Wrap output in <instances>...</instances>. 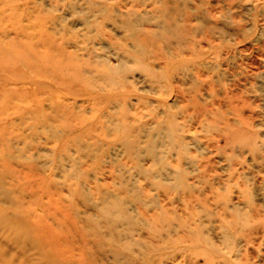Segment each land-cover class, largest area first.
Returning <instances> with one entry per match:
<instances>
[{
  "label": "rangeland",
  "instance_id": "rangeland-1",
  "mask_svg": "<svg viewBox=\"0 0 264 264\" xmlns=\"http://www.w3.org/2000/svg\"><path fill=\"white\" fill-rule=\"evenodd\" d=\"M0 264H264V0H0Z\"/></svg>",
  "mask_w": 264,
  "mask_h": 264
}]
</instances>
